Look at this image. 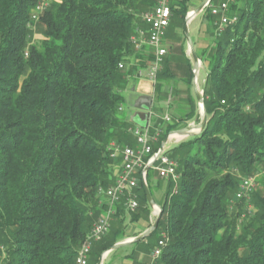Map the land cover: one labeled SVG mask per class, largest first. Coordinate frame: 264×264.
<instances>
[{
    "label": "trees",
    "instance_id": "trees-1",
    "mask_svg": "<svg viewBox=\"0 0 264 264\" xmlns=\"http://www.w3.org/2000/svg\"><path fill=\"white\" fill-rule=\"evenodd\" d=\"M38 1L0 0V264H75L106 208L99 189L114 183L121 165L111 144H137L136 125L120 114L122 92L151 63L142 65L146 53L130 37L137 27L148 29L137 13L155 0H52L37 22L42 38L28 45ZM175 3L182 12L170 4L168 38L183 27L185 0ZM227 12L236 20L207 58L206 125L166 150L178 178L168 179L156 228L132 242L150 250L162 240L156 264H264V192L252 194L249 212L230 205L240 179L264 165V0H235ZM132 57L135 70L123 65ZM173 60L171 52L164 56L151 83L159 97L174 76ZM192 100L188 95L187 104ZM148 123L155 134L156 119ZM174 127L154 146L150 139L152 153ZM132 192L138 211L129 220H136L150 206L141 179ZM126 198L87 264L123 235Z\"/></svg>",
    "mask_w": 264,
    "mask_h": 264
},
{
    "label": "rangeland",
    "instance_id": "rangeland-1",
    "mask_svg": "<svg viewBox=\"0 0 264 264\" xmlns=\"http://www.w3.org/2000/svg\"><path fill=\"white\" fill-rule=\"evenodd\" d=\"M39 1L51 2L52 0H39ZM176 1L177 0H170L169 1V5L170 4L173 5L172 7L174 9H177L176 3H175ZM203 1L204 0H185V3H184L185 4V8H184L185 11H184V15H183V27H181V24L176 26L175 32L173 33V37L168 38V37H165V35H163L162 45L166 48V56H168L169 52H171V54L174 58L173 63L171 64L172 73L174 76L164 83L163 89H162V95L159 97L158 92H156L154 90L153 85H151V83H148L145 81L144 82L139 81L140 82L139 84L144 86V89H146L148 91L151 90V92L153 93L154 98L156 100V103L159 101H163L165 104L167 103L168 106H170V108L175 107L173 109L174 112H172L174 114H172V115L170 112H168L167 115L164 113L160 114L158 112L159 115L157 117H154V119H156L157 126H158L157 130L159 132V135L157 136V138L161 137V135H163L166 132L167 128H169L172 124H175V127L173 129H171L170 131L183 128L189 124H193V123L196 124L200 120L199 119L200 118V109L197 105L195 93L193 91V83H192V77H194L193 72H192V70H193V64L192 63L193 62H192L191 55L188 51L186 39L184 36V23H185V17L187 16V14L189 12H191L192 10H194L196 7H198V5H200ZM210 1H212V0H210ZM222 1H224V0H213L212 3L209 2V4L207 6H205V8L202 10V12H200L197 16H195L188 23L189 34H190V38H191L192 43H193L194 51H195L196 55L198 56V59L200 60L199 72L196 74V77H197L196 84H197L199 91L201 92V95H203L202 87H203V84L205 81L206 73L208 72V62H207L208 54L212 49L211 47H213V45L215 44L214 43L216 41L215 38H217V36H219L216 33L218 19L216 21L211 20V18H209L207 16V12H205V11H207V9H209L210 6L219 5ZM234 1L235 0H229L228 6L232 5V3ZM147 10H149V8L144 9V10L140 11L139 13H137V17L139 18V22H141V24H142V13L146 12ZM177 11L180 12V14L182 12V11H180V9H177ZM227 14H228V12H227ZM40 15H42V13L39 14V16L36 20H31V23L29 25V29H30L29 32L30 33L27 37V44L28 45L32 44V43H36L39 39L42 38V28L37 23L39 18H40ZM209 19L211 21H209ZM136 29L144 30L143 28H140V27H137ZM165 33H166V30L164 31V34ZM142 46H143V49L141 51H143L144 53L147 54V55L146 54L144 55L145 57L142 60V65L145 66V65H148L149 62L151 61L149 58V55L151 54L153 56V50H152L153 48H152V46L147 44V42L142 43L141 47ZM123 65L125 68H131L132 67L134 69V65H136V60L134 59V57H132ZM142 65L140 66L141 67L140 69H144V67ZM139 78H143V77H139ZM189 81H190V83H189ZM142 91H144V90H142ZM122 93L125 97V101L121 106L122 111H120V114L121 115H123V114L128 115L133 110V106H132L133 99L131 97L133 92L130 91V87L128 86L127 89H124V91ZM135 93H137V91ZM188 95H190L193 98L191 105H188L186 102V98L188 97ZM183 115H187L188 117L189 116H191V117L189 119H185V118H182ZM166 116H169L170 122H167L165 120ZM180 117H181V122L178 123L177 120L180 119ZM176 122H177V124H176ZM153 132H154V129L152 127L151 128L149 127V133H148L149 137H151V135H153L152 134ZM166 135H167V133H166ZM131 136H132L133 140L136 139L133 134ZM185 138L186 137H182L180 139H175V138L169 139V141L172 140V142L170 141V144H171L170 146H174V145L178 144L181 140H184ZM156 141L152 142L151 144L154 146L153 143H155ZM170 146H168V147H170ZM117 154H119V153H114V157L118 156ZM116 165L119 166V163H116ZM116 165H115V167H116ZM152 170H153V168L150 170V172H152ZM254 174H256V185L254 186L251 195L249 197L236 199L235 198V193L237 191V189H236L235 193L230 198V205L231 206L234 207L237 204H239L242 206V208L244 210H249L253 206L252 194L264 192V165L259 166L257 171ZM155 177H156V174H155ZM241 177L242 176H240L239 179ZM157 178H158L157 179L158 184L161 183V181H164L167 185L168 180H164V179H161L159 177H157ZM238 184H239V182H238ZM237 188H238V186H237ZM150 189L152 191L151 187H150ZM99 199H100L99 200L100 205L103 202H105V200L103 198L100 197ZM160 204H161V202H160ZM160 204H157V205H159L161 207ZM137 211L138 210H136V208L135 209L126 208V210H125L126 215H127V219L125 222L126 226L123 230V235L120 237V239L117 242L123 241L125 239H129V238H133V237H131L133 235H134V237L137 235H140L142 233V232L140 233V231L142 229H144L145 227L148 228L153 223V221L155 220V218L157 216V209L148 208V211H147L148 213H143V215L141 214L140 217L136 220H129L130 215L136 213ZM243 213H244V215L246 214V212H243ZM101 215L102 214H100V216ZM100 216L98 217V219L100 218ZM98 219L93 223L91 229L93 228L95 223L98 221ZM140 225H142V226H140ZM135 227H139V228L135 229ZM138 233H140V234H138ZM152 239H153L152 241H154V238H152ZM143 245L144 244H138L136 246L137 252L139 250L142 253L148 252V254L142 255L141 258H139V260H138L137 258L139 257V255H136L137 252H135V254L133 255L134 257H131L129 262H131V264H156L155 261H156L157 257L153 255V247L150 248V250H146V248H143L144 247Z\"/></svg>",
    "mask_w": 264,
    "mask_h": 264
},
{
    "label": "built area",
    "instance_id": "built-area-1",
    "mask_svg": "<svg viewBox=\"0 0 264 264\" xmlns=\"http://www.w3.org/2000/svg\"><path fill=\"white\" fill-rule=\"evenodd\" d=\"M170 0H155V4L151 9L142 13V21L147 24V30L136 29L135 33L130 37L132 43L140 48L141 44L147 42L152 46L153 58L151 63L145 70L137 72L138 77L146 78L152 84H155L157 73L161 70L164 56L166 55V48L162 45V38L164 31L169 25L171 11ZM47 1H38L32 11L31 20H36L45 8L48 6ZM229 0L222 1L217 6H210L211 13L217 16V28L216 33L220 35L224 27L227 24H231L236 20V17L229 16L227 14ZM25 55L27 53L25 52ZM122 67V63L119 64ZM169 116L165 117V120L169 122ZM132 134L136 138V146H119L116 143L111 144L114 153L121 155V165L115 174L114 183L105 189H99V195L105 200V211L102 213L98 221L93 228L85 236L82 244L79 246L75 264H87L92 245L101 240L108 232L110 227L111 216L115 212L116 205L120 202L121 198L126 195L125 206L130 209H135L138 205L136 196L132 190L138 186V182L141 179L142 184H146V174L143 172V168L148 163L152 162L151 167L157 172L158 177L164 180L178 178L175 168L177 163L174 159L170 158L166 150L167 144L159 154L156 160L154 156L157 151L152 153V147L150 144L149 123L145 128L139 126H133L131 128ZM170 135V134H169ZM174 141V140H173ZM172 142V140H171ZM140 178V179H139ZM256 185V174L247 175L240 179L237 191L235 193L236 199L249 197L252 193L254 186ZM249 212V210H248ZM164 244L162 240L158 241V245L153 249V255L158 256L161 250V246Z\"/></svg>",
    "mask_w": 264,
    "mask_h": 264
},
{
    "label": "water",
    "instance_id": "water-1",
    "mask_svg": "<svg viewBox=\"0 0 264 264\" xmlns=\"http://www.w3.org/2000/svg\"><path fill=\"white\" fill-rule=\"evenodd\" d=\"M209 2H210V0H204L200 5H198V7H196L194 10L189 12L187 14V16L185 17V23H184V36L186 39L188 51L191 55L192 62H193L192 63L193 64L192 72H193L194 77H192V83H193V91L195 93L197 105L200 109V118H199L200 120L196 124H194V123L189 124L183 128H180L177 130H172L169 133H167V135L163 138L161 145L158 148V151H157L156 155L154 156L153 160L157 159V157L159 156V154L161 153V151L165 147V145L169 139V134L176 133L178 135H181L182 137H189V136H193V135L201 132L206 125L207 113H206V110H205V107L203 104V97H202L201 92L199 91V89L197 87V84H196V79H197L196 74L198 73V70H199L200 61H199L198 56L196 55V53L194 51L193 43H192V40H191L190 34H189L188 23L195 16H197L200 12H202V10L205 8V6H207L209 4ZM151 105H152V96L151 95H147V94L137 95L133 99V104H132L133 110L128 115H126L127 120L129 122L141 127V128H145L148 125ZM151 165H152V162H150L144 166L143 172L145 174H146L148 168L151 167ZM144 191H145V196H146L148 204L151 207L157 209V216H156L155 220L153 221V223L143 232V234L141 233L140 235H137L133 238L125 239L123 241L114 243L111 247H109L107 250H105L101 253V255L99 256V258L95 264H101L102 259L105 257V255L108 252L115 250L116 248L122 247L126 244H129L131 242L144 239L146 236H148L156 228L158 218L160 217L162 208L157 204L155 205V202L152 199V196H151L146 184L144 185Z\"/></svg>",
    "mask_w": 264,
    "mask_h": 264
},
{
    "label": "crops",
    "instance_id": "crops-1",
    "mask_svg": "<svg viewBox=\"0 0 264 264\" xmlns=\"http://www.w3.org/2000/svg\"><path fill=\"white\" fill-rule=\"evenodd\" d=\"M198 72H199V70H198ZM133 77H134V79L131 80V83H130V91L133 92L132 95H131L132 99H134L139 94H147V95H151L152 96V105H151L150 116H149V119L152 121V123L154 121V117H157L159 115L158 112L160 114L164 113L166 115L168 114V112H170L171 115L174 114L172 112H174L173 109L175 107L174 108H170V106H168L167 103L165 104L163 101H159V102L156 103V100H155L154 95L151 92V90L148 91V90L144 89V86L139 84L140 83L139 81H141V82L145 81V82L151 83L150 81H148L146 78L136 77L135 73H134ZM142 90H144V91H142ZM136 91H137V93H135ZM158 135H159L158 130L156 131L155 134H153V136L151 135V139H152L153 142L157 140V136ZM170 145L171 144L169 142L167 144V146H170ZM170 147H172V146H170ZM117 171H118V168H115L114 174H116ZM155 174H156V177H155ZM157 176H158L157 172L153 169L152 172L150 173L149 185L152 188L151 196H152V199L155 202V205L156 204H160V202H162L163 194H164V191H165V188H166V183L164 181H161V183H159V184L157 183V179H158ZM150 208L153 209V207H151V206H150ZM140 226H142V225H140ZM136 228H139V227H135V229ZM146 229H147V227L142 229L140 231V233L141 232L143 233ZM140 233H138V234H140ZM131 237H134V235L131 236ZM137 245L138 244H132V242H131V243L126 244V245H124L122 247H119V250H117V251H116V249H117L116 248L115 250H112V251L108 252L105 255V257L102 259V263L101 264H131V262H129L131 257L130 258L129 257L125 258L124 256L129 255V253L137 252V250H136L137 249V247H136ZM144 254L147 255L148 252L147 253H142L141 251L138 250L136 255H139V257L137 256L138 257L137 259L139 260V258H141V256L144 255Z\"/></svg>",
    "mask_w": 264,
    "mask_h": 264
},
{
    "label": "bare ground",
    "instance_id": "bare-ground-1",
    "mask_svg": "<svg viewBox=\"0 0 264 264\" xmlns=\"http://www.w3.org/2000/svg\"><path fill=\"white\" fill-rule=\"evenodd\" d=\"M173 138H175V139H180V138H182V136L181 135H178V134H176V133H171L170 135H169V139H173ZM169 139H168V142L166 143V144H168L170 141H169ZM156 209V208H155Z\"/></svg>",
    "mask_w": 264,
    "mask_h": 264
}]
</instances>
